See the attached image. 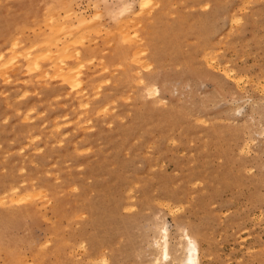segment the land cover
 <instances>
[{
	"label": "rangeland",
	"instance_id": "1",
	"mask_svg": "<svg viewBox=\"0 0 264 264\" xmlns=\"http://www.w3.org/2000/svg\"><path fill=\"white\" fill-rule=\"evenodd\" d=\"M166 229L264 264V0H0V264H157Z\"/></svg>",
	"mask_w": 264,
	"mask_h": 264
},
{
	"label": "bare ground",
	"instance_id": "2",
	"mask_svg": "<svg viewBox=\"0 0 264 264\" xmlns=\"http://www.w3.org/2000/svg\"><path fill=\"white\" fill-rule=\"evenodd\" d=\"M59 40H60L59 36L55 33V34H53L52 42L50 43L47 41V43H50V45L48 46V54L49 55L53 56L52 53L55 52L54 48L56 46H60ZM74 40L75 39H73L72 42H74ZM68 44L70 45L71 43L68 42V43L63 44V48L67 49ZM60 48L62 50V47H60ZM71 53H72V51H71ZM61 55L62 54H60L59 56L61 57ZM55 58H59V57L55 56ZM39 60H40V58H39ZM39 60L36 61L37 65L40 64ZM66 73H67L66 76H67L68 80L71 81L73 84H76V82H75L76 76H75L74 70L69 69V71ZM163 228H164V226H163ZM162 238H163V240H161V241H163V242L161 244H158V245L156 244V246L160 247V254H161V256L158 259H156V260H158V261H156V262H158L157 264H162V263L163 264H200L199 241H198V238L193 234V232H191V231L189 232L187 230L183 231V233L180 236V238H181L180 244H178V246H180L179 251H176V249L174 251L171 250L170 241H169V231L167 229H166V231L163 232ZM155 242H154V244H155Z\"/></svg>",
	"mask_w": 264,
	"mask_h": 264
}]
</instances>
